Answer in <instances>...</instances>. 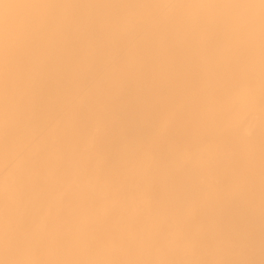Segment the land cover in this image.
I'll list each match as a JSON object with an SVG mask.
<instances>
[{
  "label": "bare ground",
  "instance_id": "6f19581e",
  "mask_svg": "<svg viewBox=\"0 0 264 264\" xmlns=\"http://www.w3.org/2000/svg\"><path fill=\"white\" fill-rule=\"evenodd\" d=\"M0 264H264V0H0Z\"/></svg>",
  "mask_w": 264,
  "mask_h": 264
}]
</instances>
